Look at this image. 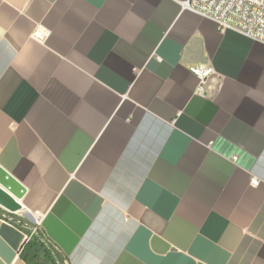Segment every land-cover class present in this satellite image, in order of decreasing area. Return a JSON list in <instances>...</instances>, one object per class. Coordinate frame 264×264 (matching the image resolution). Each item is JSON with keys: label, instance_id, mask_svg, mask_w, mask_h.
<instances>
[{"label": "crops", "instance_id": "crops-1", "mask_svg": "<svg viewBox=\"0 0 264 264\" xmlns=\"http://www.w3.org/2000/svg\"><path fill=\"white\" fill-rule=\"evenodd\" d=\"M188 1L0 0V167L69 264H264V44Z\"/></svg>", "mask_w": 264, "mask_h": 264}, {"label": "built area", "instance_id": "built-area-1", "mask_svg": "<svg viewBox=\"0 0 264 264\" xmlns=\"http://www.w3.org/2000/svg\"><path fill=\"white\" fill-rule=\"evenodd\" d=\"M184 9L215 22L222 33L232 30L264 44V0H189ZM190 70L200 79L202 92L213 69L198 65Z\"/></svg>", "mask_w": 264, "mask_h": 264}, {"label": "trees", "instance_id": "trees-1", "mask_svg": "<svg viewBox=\"0 0 264 264\" xmlns=\"http://www.w3.org/2000/svg\"><path fill=\"white\" fill-rule=\"evenodd\" d=\"M0 217L27 235L20 256L27 264H69L66 256L47 238L41 227L0 207Z\"/></svg>", "mask_w": 264, "mask_h": 264}, {"label": "water", "instance_id": "water-1", "mask_svg": "<svg viewBox=\"0 0 264 264\" xmlns=\"http://www.w3.org/2000/svg\"><path fill=\"white\" fill-rule=\"evenodd\" d=\"M27 189L11 174L0 167V207L11 214L24 211L22 200Z\"/></svg>", "mask_w": 264, "mask_h": 264}, {"label": "rangeland", "instance_id": "rangeland-1", "mask_svg": "<svg viewBox=\"0 0 264 264\" xmlns=\"http://www.w3.org/2000/svg\"><path fill=\"white\" fill-rule=\"evenodd\" d=\"M20 213L22 214V213H23V211H22V212H19V214H20Z\"/></svg>", "mask_w": 264, "mask_h": 264}]
</instances>
